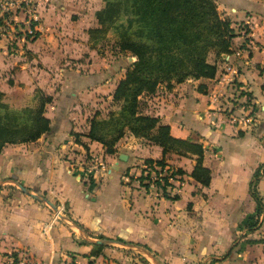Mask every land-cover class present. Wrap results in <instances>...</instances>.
<instances>
[{
	"label": "crops",
	"instance_id": "crops-1",
	"mask_svg": "<svg viewBox=\"0 0 264 264\" xmlns=\"http://www.w3.org/2000/svg\"><path fill=\"white\" fill-rule=\"evenodd\" d=\"M215 3L234 35L214 75L140 99L172 136L202 144L209 180L201 184L190 175L192 154L162 152L128 130L111 152L87 136L134 59L88 47L103 0H0L1 99L18 107L36 89L51 96L43 109L49 128L0 148V264L14 250L24 251L23 264H264L252 224L264 216V0ZM30 6L35 35L26 33ZM147 157L181 169L175 197L127 180ZM253 194L261 205L254 213Z\"/></svg>",
	"mask_w": 264,
	"mask_h": 264
},
{
	"label": "trees",
	"instance_id": "trees-1",
	"mask_svg": "<svg viewBox=\"0 0 264 264\" xmlns=\"http://www.w3.org/2000/svg\"><path fill=\"white\" fill-rule=\"evenodd\" d=\"M121 13L126 14V22L115 24ZM95 17L98 26L88 29L89 37L114 25L118 48L129 51L134 59L112 92L113 99L121 101L119 111L117 114L111 111L108 118L92 117L87 136L99 141L106 152H111L115 140L128 130L158 144L162 152L173 150L183 155L192 154L195 162L190 175L201 184H207L209 170L201 164L202 144L190 138L172 136L167 123L138 109V96L153 92L162 82L169 88L172 82L188 77H212L216 64L207 58V54L213 52L219 56L230 51L234 35L230 20L220 16L214 0H103V6L95 11ZM29 23L32 27L33 21ZM32 35H35L34 31ZM35 93L36 105L20 108L10 106L0 94V148L6 143L33 140L49 128L43 109L51 96L38 89ZM110 127L113 130L107 137L105 133ZM143 160L148 164H164L162 157ZM174 170L181 173L180 168ZM163 178L168 184L166 177ZM162 194L169 196L164 190ZM175 196L172 194L170 197ZM253 199L254 213L261 205L255 194ZM69 218L78 223L73 216ZM11 264H16L14 254Z\"/></svg>",
	"mask_w": 264,
	"mask_h": 264
},
{
	"label": "rangeland",
	"instance_id": "rangeland-1",
	"mask_svg": "<svg viewBox=\"0 0 264 264\" xmlns=\"http://www.w3.org/2000/svg\"><path fill=\"white\" fill-rule=\"evenodd\" d=\"M215 1V0H214ZM216 4V3H215ZM217 8V7H216ZM218 11V10H217ZM218 13L220 14V16H224V17H226L225 15H223V14H221L219 11H218ZM118 22H123V23H125L126 22V14H124V13H121L119 16H118V18L115 20V24L116 23H118ZM238 27L239 28H242V25L241 24H239L238 25ZM116 28L114 27V25H110V26H107L105 29H104V31H97V32H94V35H92L93 37H89V39H88V41H87V45H88V47H90V48H92L93 49V51L95 52V54H97V55H99V56H105V57H108L109 59L111 58L110 56H113L114 55V53H113V51H115V50H118V52H120L121 53V55H122V57L123 56H133V55H131V53L129 52V51H127V50H121V49H119L118 48V45H117V37H118V35H117V33H116ZM217 56L216 55H214L213 54V52H209L208 54H207V58L209 59V60H214L215 61V58H216ZM114 60V59H113ZM133 59H131V61H132ZM130 61V62H131ZM128 60L126 61V63L124 64V66H123V69L121 70V71H123V72H121L120 73V75H122L123 76V74H124V71H125V69L128 67V65H129V63H130ZM121 76V77H122ZM120 77V78H121ZM119 80V79H118ZM117 80V81H118ZM117 81H116V83H117ZM174 83H176V82H172V85L174 84ZM160 85H163V86H165V84L162 82V83H160L158 86H160ZM171 85V86H172ZM114 89V88H113ZM112 92H113V90H112ZM110 93V92H109ZM144 94H148V93H144ZM144 94H141V95H139L138 96V109L141 111L142 109H140V99H141V97L144 95ZM104 101H105V99H104ZM7 103V102H6ZM36 103H37V94L35 93L34 95H33V97H31V99L27 102V104H25V105H23V106H29V107H34L35 105H36ZM120 104H121V101L120 100H114L113 99V97H112V94H111V98H109V100H108V102L106 103V101H105V103H103V107L102 108H100V110H101V113L102 114H105L104 116H98L97 118H108V116H109V113L111 112V111H114V112H116V114H117V112L119 111V107H120ZM23 106H18V107H16V108H20V107H23ZM142 112V111H141ZM99 114H100V112H98ZM143 113H145V112H143ZM102 114H100V115H102ZM112 127H110V129L109 130H106V133H105V135L108 137L109 135H110V132L109 131H112L113 129H111ZM112 133V132H111ZM122 135V134H121ZM120 135V136H121ZM119 136V137H120ZM118 137V138H119ZM138 137H140V136H138ZM117 138V139H118ZM142 138V137H141ZM116 139V140H117ZM145 139V138H144ZM115 140V141H116ZM147 140V139H146ZM85 155V154H84ZM86 157H88V156H86ZM101 161V160H100ZM142 163H144V160H142L141 161V163L140 164H142ZM147 162H145V164H146ZM152 163H155V162H152ZM152 163H150V164H148V166H142V165H139L138 166V173H137V169L136 170H133L132 171V174L131 175H128V179L127 180H133V179H135L136 180V182H137V179H141V182L142 183H146L145 181H144V179L146 180V179H148L149 177H146V176H149V175H152L153 174V172H155L156 171V167L154 166V167H152L154 164H152ZM165 164V163H164ZM170 166V165H169ZM174 168V167H173ZM144 170H146V172L147 173H144ZM136 171V175H134L133 173ZM167 170L165 169V170H161V172L162 173H165ZM138 176H141V178H138ZM253 222V221H252ZM257 223V225H255L254 226V229L256 230L257 228H258V232L256 233V236L258 235V237H254V239L255 240H258V241H261V240H263L264 241V216L260 219V220H257V219H254V223H252V224H256ZM253 229V228H252ZM255 235V234H254ZM19 253V252H18ZM13 254L15 255V257H16V259H17V262H16V264H19V261L21 260V257L19 258V257H17V255H16V252H15V250L14 251H10L9 253H7V256L5 257V259H4V261L2 262V264H11L12 263V260H13Z\"/></svg>",
	"mask_w": 264,
	"mask_h": 264
},
{
	"label": "built area",
	"instance_id": "built-area-1",
	"mask_svg": "<svg viewBox=\"0 0 264 264\" xmlns=\"http://www.w3.org/2000/svg\"><path fill=\"white\" fill-rule=\"evenodd\" d=\"M34 11V7L30 6L28 8V16H26V21L28 24L26 33L32 35V27L30 26V19H32V15ZM89 159H90V163L91 162H96L98 163L99 161H96V158L92 155H89ZM88 159V160H89ZM154 164L152 167H156V171L153 172L152 175L146 176L149 177L148 179H144V181L146 182L144 185H142L141 179H137V181L139 182L140 185H142L144 188H152V189H157L159 190L160 193H162V191H166L168 193H171V195L174 193L173 189H175L177 187L178 184L181 183V178L179 175V172H176L174 170V168L172 166H169L167 164H158V163H152ZM98 166H100L101 168H103V164L101 163V161L99 162ZM142 166H148V164L145 162L142 163ZM167 170L165 173H162L161 170ZM144 173H147L146 170H144ZM166 177V181L168 182V184H165L163 181V177ZM168 190V191H167ZM172 191V192H171ZM16 255L19 253H24L23 250H15ZM17 262V259H16ZM19 264H23V262L20 260Z\"/></svg>",
	"mask_w": 264,
	"mask_h": 264
},
{
	"label": "water",
	"instance_id": "water-1",
	"mask_svg": "<svg viewBox=\"0 0 264 264\" xmlns=\"http://www.w3.org/2000/svg\"><path fill=\"white\" fill-rule=\"evenodd\" d=\"M131 59V57H129ZM121 158V157H120ZM18 186L22 189V190H25L26 192H28V190L23 187L21 184H18ZM31 196H33L34 198L38 199V200H41L43 202H45L55 213H57L60 217L62 218H65L64 214L61 213L57 207L55 206L54 202L51 201L50 199L42 196L41 194H38V193H35V192H30ZM107 239H110V238H107ZM106 239V240H107ZM105 240V239H103Z\"/></svg>",
	"mask_w": 264,
	"mask_h": 264
}]
</instances>
